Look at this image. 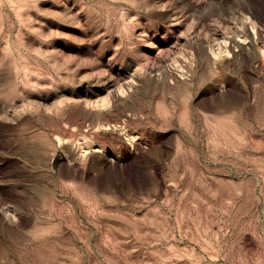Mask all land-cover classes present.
I'll list each match as a JSON object with an SVG mask.
<instances>
[{"label":"rangeland","instance_id":"rangeland-1","mask_svg":"<svg viewBox=\"0 0 264 264\" xmlns=\"http://www.w3.org/2000/svg\"><path fill=\"white\" fill-rule=\"evenodd\" d=\"M0 264H264V0H0Z\"/></svg>","mask_w":264,"mask_h":264}]
</instances>
